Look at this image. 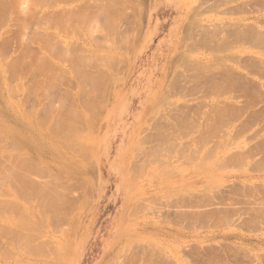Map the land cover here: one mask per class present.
Wrapping results in <instances>:
<instances>
[{
    "label": "rangeland",
    "instance_id": "1",
    "mask_svg": "<svg viewBox=\"0 0 264 264\" xmlns=\"http://www.w3.org/2000/svg\"><path fill=\"white\" fill-rule=\"evenodd\" d=\"M31 1V5L26 6L28 9L30 7L29 11L37 10L35 11L37 13H33L37 14L35 17H39L38 20L34 19V16L30 18L32 11L31 15L28 11V16L24 14L26 9L21 12V5L20 8L15 7V9L14 6L19 7V5H12L15 12L10 5V13L8 6L7 13H4V8L0 9V12L3 10L4 13V18L2 17L0 22V54L1 49L6 47L4 43L9 44L8 49L10 48L9 54L6 53L7 47L5 54L2 53L8 55L6 59L5 56L1 58L2 54L0 56V166L3 169L7 166L10 172V169H14L16 164L22 161L20 159H23V156H28L27 150L22 149L33 146L38 153H36L37 157L32 158L34 162L31 160V163L48 167L54 177L56 174L57 177L64 175L60 177L62 181L58 177L57 184L55 178L47 174L45 175L48 179L45 176H43L45 179H41L38 175L34 177L38 176L36 178L39 180L32 179L33 175H31L29 181L32 180L34 185L41 181L42 185L40 182L37 186L42 187H45L44 180L49 181V190L46 187L45 189L49 194L51 191L54 197L60 191V196L57 197L61 200L57 202L62 204L57 206L56 201H53L54 198L52 201L47 199L49 203L43 201L44 207L39 203L42 208V213H39L40 208L34 206L38 198L36 197L35 200L34 196L41 193L39 196L41 197L45 190L43 188L37 195L34 191L36 193L33 194V201L29 198L32 194L26 196L30 199H28L30 203H26L28 200L24 202L23 197L19 200L21 198L19 195L20 198H17V203H13V206H8V203H5L7 206L0 205V209L5 212L0 210V264H264V0H130L129 2L114 0L121 9L116 7V3L115 5L113 3L114 8H108L112 5L108 3L109 6H102L105 8L104 15L106 16V10L112 13L114 9L115 12L117 11L114 12L117 16L119 12L123 14L119 13L120 17H123L119 22L123 20L121 21L123 25L121 23L119 25V22L115 25H118V29L121 28L118 30L119 36L126 33L127 43L118 35L116 37H119L122 43L117 38L115 43L113 39L115 40L116 33L111 34L113 36L109 35L110 37L106 35L112 31L106 30L104 34L107 37L103 36L105 27L108 29L104 24L108 21L103 23L102 20L104 10L100 11L102 14L98 13L103 18L101 19L100 16V19L97 17L96 20L98 24L103 23L105 26L98 25L94 19L97 31L94 29L95 31L91 33L95 26L93 27V23L90 22L92 27H88L89 18H87L88 22L84 21L87 25H83L89 28L84 29L87 33L82 29L80 32L82 35H77V32L74 35V32L69 33L71 31L69 27L62 26L58 20L67 16L68 9L75 7L76 2L66 0L65 4L61 0H59L61 3L58 0V2L51 0L56 8L49 7L50 0H44L48 2V6L44 5V1L39 0L44 6L43 9H38L39 6L42 7L41 4L37 6L34 5L39 4L35 3L37 0L34 4ZM91 1L89 4L92 6L88 4V0L83 2L85 7L82 12L85 16L89 14L93 19L96 12L92 15L93 9L89 11L87 8L89 13L86 15L85 8L99 5L101 1H104V4L109 1L106 0V3L105 0ZM33 5L37 6V9ZM125 6L127 9L124 10ZM61 7L67 9L62 10ZM97 7L93 11H98ZM55 10H59L62 14V17L61 14L55 16L59 18L55 22L58 21L61 25L46 23L49 27L47 29L42 25L43 23L39 25L42 13H48L47 19L50 21L49 14H52L50 11L54 14ZM64 11L67 15L63 13ZM26 16L27 18L24 19ZM112 19L114 20L113 16L109 18L110 21ZM131 19L134 22L132 25ZM113 20L112 22L118 19ZM124 21L125 25L129 24L125 26ZM52 26L59 30V34L62 33L63 38L68 37L67 40L72 42L74 50L76 44L80 45L78 48V50L82 48L80 53L76 50L74 53L78 55L77 58L80 57L82 65L77 62L79 59L76 57L70 58L72 50L68 52L71 48L67 49L68 45L60 47L63 52V47L67 46L64 53L68 52V58H65L63 56L65 54L60 50V54L55 52L59 45L54 47L55 50L49 48L53 53H49L47 49L49 55L45 49L40 50L38 47L40 40L38 43V40L34 41V39L36 36L40 39L39 35L42 38L43 34L54 32ZM112 29L116 32V28ZM63 33L70 35L63 36ZM101 35L108 40L112 37V42L110 40L109 43L115 44L116 48L111 44L109 46L111 50L107 47L102 49L105 47H100L104 42ZM49 37L51 40L52 37ZM106 44L108 45V41ZM37 49L45 55V61L49 59L47 65L54 62V66L51 63L49 67L46 65L36 69L38 72L43 71L41 75H49V72L53 71L49 76H39L36 71L34 75L31 74L35 69L33 59L42 55ZM81 51L90 52L85 58L92 56L93 53L98 54L93 55V60L97 57L102 58L99 59L101 62L92 61L90 58L93 64L98 62V65L95 64L96 73H92L94 65L91 61L88 63L92 68L88 67L89 65L83 68L85 71L91 69L87 70L90 71L91 77L88 72L83 70L85 73L83 74L82 70L79 71V68L86 66L82 62L86 59H81L84 54ZM20 56L23 57H21L22 63L19 59L16 61L18 66L15 65L18 70L11 66V70L16 71L13 74L7 65L11 60L13 64V60H18ZM69 58L79 63L80 67L78 68ZM103 58H107L108 61ZM103 60L106 63L110 61L111 67L103 66ZM60 61L64 64L61 65ZM70 62L75 64L78 70L71 69L75 66L65 68L71 64ZM30 63L34 64L33 67ZM70 69L74 73L82 74L84 84L80 83L79 86L75 80L77 74L73 76ZM115 74L119 75L115 76ZM82 79L78 82H82ZM88 80L90 83L87 82ZM71 81L75 88L71 87L73 86ZM67 83L71 84L67 86ZM33 84L40 86L35 88ZM89 84L91 86L87 88ZM27 88L29 91L26 90ZM67 90L72 93L69 91L66 93ZM80 91L81 93L84 91L83 96L80 95ZM85 92L88 94L86 95ZM68 93L72 94L70 96L73 100L67 97ZM68 98L74 102V105ZM80 99L86 102V105L85 102H83L84 106L82 105L84 110L80 108L79 103L77 104V100ZM71 103L73 105L71 108L75 109V112L69 109L71 105H68ZM87 104L94 105L95 109L97 106V109H94L96 112L89 106L96 114L89 112L90 108ZM70 110L74 114L77 110V114L70 116L68 114ZM57 115H61L60 120L64 119L61 120L63 123L60 121L59 126L54 125L58 124L55 123L59 118ZM77 115L84 120L81 121L80 117H76ZM73 117L78 120H73L75 119ZM85 118L88 121H85ZM79 120L83 122L86 130ZM70 123H73L72 129ZM55 126L59 131L55 130ZM88 126L92 128L89 129ZM78 136L81 140H76ZM70 137L74 144L69 141ZM81 137L86 141L84 142ZM30 138L37 144L34 142L30 146L31 143L27 142ZM63 139L67 141L65 144ZM79 141L82 144H79ZM88 141L91 144H86ZM2 145L5 147L2 148ZM76 148L84 149L78 150L80 154H77ZM73 149L75 152L71 151ZM3 155L8 157L5 159ZM13 156L20 161L15 164ZM4 161L7 162L5 165ZM58 163L62 166L65 164L68 170L65 168L61 173L57 168ZM16 168L14 169L16 171L12 169L14 175L19 173L18 171L22 172ZM12 177L15 179L14 176ZM33 180L38 181L33 183ZM1 182L3 189L0 190L4 191L1 192L3 196L0 194V200L9 202L12 198L4 194H15L14 187L11 185L13 188H6L10 183L1 180L0 184ZM20 185L22 187L23 184ZM58 188L62 189L58 191ZM22 191L29 193V190L22 189L21 195ZM62 193H65L63 197ZM55 206L57 209H54ZM61 206H64L63 209ZM36 236L40 238L32 241ZM27 238H32V242L26 240ZM42 238L49 241L45 240L43 244L51 242L54 245L52 248L56 251L49 249L48 246L45 247L46 243L44 245L41 243L45 248H42L43 246L39 248L37 242L39 240L42 242ZM34 244L38 247L37 254H35L37 250L35 248L33 250ZM46 248L50 250L48 252L55 253L53 255L56 259L46 255L48 253L44 252ZM56 252H59L60 258Z\"/></svg>",
    "mask_w": 264,
    "mask_h": 264
},
{
    "label": "bare ground",
    "instance_id": "2",
    "mask_svg": "<svg viewBox=\"0 0 264 264\" xmlns=\"http://www.w3.org/2000/svg\"><path fill=\"white\" fill-rule=\"evenodd\" d=\"M1 1H2V0H0V9L4 8V9H3V10H4V13H7L6 10H7L8 7H9L8 10H10V9L12 8V11H13V10L15 9V7H16V8H20L21 6H22V7L20 8V9H21V12H24L25 9H26V11L24 12V14L26 13L25 15H27V13L29 14V12H30V15H31V11H32V13L35 12V11H37V10H34V11H33V10H30V11H29L30 7H29V9H28V7H27L26 5H28V6L31 5L30 0H29V3H30V4H29V3L27 4V1H28V0H8V1L5 0V2H4V0H3L2 2H1ZM32 1H33V2H32ZM32 1H31L32 4H34V2H35L36 0H32ZM38 1H39V0H37V2H35V3H39V4H34V5L39 6L41 3L44 4L43 2H41V1L38 2ZM42 1H44V0H42ZM46 1H48V0H46ZM46 1H44V2H45L44 5H45V6H48V2H46ZM55 1L58 2L59 0H58V1H57V0H54V2H55ZM64 1H66V0H61L62 3H63ZM72 1L76 2L78 5L76 4L77 6L75 5V7H72V8H71V10H70V8H69V9H68V10H69V11H68V15H67L66 11H64L63 13H65L67 16H63V17H62V14L59 13V10L61 11V9H59L58 11L55 10L56 12H58V14H55L56 12L53 14V11H50V12H52V14H51V13L49 14V15H51V16H50L51 18H50V21H49V20L47 19V17H48L47 14H48V13H47V14H46V13H44V14L42 13V14H41V15H42V16H41V20H42V21L39 20V21L41 22V23H39V25L43 23L42 25H45V26H46V29H47V28H49V27H47V24H46V23H52V24H55V23H56L55 25H58V24H59L58 21H60L61 24H62V26L65 25L66 28H67V27L70 28L71 31H70V32L68 31L69 33L74 32L73 34L75 35V34H76L75 32H77V33H78L77 35H80V34H81V33H80L81 30H82V29L84 30V29L87 27V26H86V27L83 26V25H87L85 22H88V21H89V22H88V27H90V28H91L92 26L94 27V26H95L94 24H96V23L98 24L97 20H98V18L100 19V16H101V19H102L103 17L105 18V19H104V18L102 19V20H103V23H104L105 21H106V22L108 21L107 24L104 23V24L108 27V29H106V27H105V30H103V34L105 33L106 30L109 31V32L112 31V33L110 32V34H109V33H108V34L106 33V35H108V37H110V36H113V35H111V34H115V33H116V34L114 35L115 40L113 39V41H114L115 43H116V38L119 39L118 41H120V38H121V37L124 39V42L127 43V40L125 41V38H126L125 34H126V33H124V34L122 33L123 35L119 36V35H118V30H120L121 28L118 29V25H115V24H118L117 22H119V19H123V17H122V18L120 17V15H123V14H121V13L119 12L120 15H119V13H118V16H117V14H115L117 11H116V12L114 11L115 9L112 10V11H113L112 13L109 12V13H111V15L114 17V20H115V19H116V20L118 19L117 21H114V20L112 19L114 22H112V20H111V21L109 20V18L111 19L112 16L108 13L107 10H106V16L104 15V14H105V13H104V12H105V8H103V7L109 6V5H107V4L109 3L110 5H111V4H112V5H111L110 7H108V8H111V7H113V3H114V5H115V3L118 5L117 2H115L114 0H111V2H110V0H108L109 2H107V1L105 0V3H106V2H107V3L104 4V1H101L100 4L102 3V5H100V4H99V5H93V7H94V6H96V7L99 6V7H100V8L97 7L98 11H97V10H96V11H93V10L96 9V7H95V9H94L93 7L90 8V6H92V5L89 4V3H90V2H89L90 0H88V4H89L90 6H87V4H86L87 7L85 8V10H86V13H85V14L87 15V13H89V12H87V11H88V10L91 11V10L93 9L91 14L93 15V13L96 12V13H95L96 15H95V18L92 19L91 16H89V14H88V16H89V17H88V16H85V15L83 14L84 12H82V11H83V7H85V6H84L85 3H83V2H85V0H83V1H81V0H72ZM72 1H71V2H72ZM92 1H93V0H92ZM92 1H91V2H92ZM113 1H114V2H113ZM124 1H126V0H124ZM129 1H130V0H128V2H129ZM131 1H132V0H131ZM6 2H7V3H6ZM54 2H53V4H54ZM59 2H60V1H59ZM61 2H60V3H61ZM69 2H70V1H69ZM94 2H95V1H94ZM118 2H119V1H118ZM141 2H142V1H141ZM2 3H4V4H2ZM64 3H65V2H64ZM97 3H98V2H97ZM122 3H125V2H122ZM13 4H15V5H19V7L14 6V9H13V6H12ZM42 4H41V6H42ZM53 4H52V1L50 0V5H49V7H50V6H51V7H52V6H53V7H56V5H53ZM65 4H66V3H65ZM81 4H82V5H81ZM93 4H94V3H93ZM1 5H2V6H1ZM10 5H11L12 7H11ZM20 5H21V6H20ZM34 5H33V6H34ZM44 5H43V6H44ZM104 5H105V6H104ZM117 5H116V7H120V9H121V6H119V5L117 6ZM123 5H124V4H123ZM125 5H126V4H125ZM7 6H8V7H7ZM37 6H34V7H36V9H37ZM43 6H42V7L39 6L38 9H40V8L43 9ZM57 6H58V5H57ZM102 6H103V7H102ZM10 7H11V8H10ZM26 7H27V8H26ZM125 7H126V6H125ZM56 8H57V7H56ZM61 8H62V7H61ZM87 8H88V10H87ZM89 8H90V9H89ZM113 8H114V7H113ZM123 8H124V7H123ZM123 8H122V9H123ZM66 9H67V8H66ZM66 9L62 8V10H66ZM111 9H112V8H111ZM111 9H110V11H111ZM117 9H118V8H117ZM125 9H127V7L124 8V10H125ZM3 10H2V11H3ZM8 10H7V11H8ZM16 10H18V9H16ZM52 10H53V9H52ZM102 10H104V11L102 12ZM108 10H109V9H108ZM2 11L0 12V14H1V13L3 14V15H0V16H1V17H0V22H2L1 20H2V17L4 16V13H3ZM28 11H29V12H28ZM38 11H39V10H38ZM100 11L103 13V15H104L103 17H102V15H99V14H98ZM120 11H121V10H120ZM137 11H138V10H137ZM10 12H11V10L9 11V13H10ZM14 12H15V10H14ZM19 12H20V11H19ZM101 12H100V13H101ZM114 12H115V13H114ZM121 12H123V11H121ZM35 13H37V12H35ZM35 13H33L34 15L32 14L31 17H30V16H29V17H30V18H33V16L35 17V15H37V14H35ZM102 13H101V14H102ZM107 13H108V14H107ZM125 13H126V12H125ZM125 13H124V15H126ZM12 14H13V13H12ZM24 14H23V15H24ZM38 14H39V12H38ZM45 14H46V15H45ZM59 14H61V17H62V18L59 19V18H57L58 16L55 18V16H56V15H59ZM91 14H90V15H91ZM114 14H115V15H114ZM139 14H140V13H139ZM139 14H138V15H139ZM43 15H44V16H43ZM63 15H64V14H63ZM107 15L110 16V17H108ZM131 15H133V13H132ZM27 16H28V15H27ZM27 16H26L24 19H26ZM59 16H60V15H59ZM116 16H117V17H116ZM127 16H128V15H127ZM29 17H28V18H29ZM42 17H43V18H42ZM97 17H98V18H97ZM115 17H116V18H115ZM118 17H120V18H118ZM125 17H126V16H124V18H125ZM129 17H130V16H129ZM132 17H133V16H132ZM3 18H4V17H3ZM36 18H37V20L39 19V17H35L34 19H36ZM54 18H55V19H54ZM64 18H66V19H65L66 22L64 21ZM87 18H89L88 21H86ZM96 18H97V20H96ZM106 18H107L108 20H107ZM20 19H21V18H20ZM20 19H19V20H20ZM24 19H22V20L24 21ZM56 19H57V20L59 19V20L57 21L58 23L55 22ZM61 19H63V20H61ZM91 19L93 20V22L91 21ZM94 19L96 20V23H95ZM13 20L15 21V19H13ZM29 20H30V19H29ZM29 20H28V21H29ZM43 20L46 21V22H44ZM131 20H132V22H131V25H132V23H134V22H133V19H131ZM135 20H137L136 17H135ZM135 20H134V21H135ZM17 21H18V20H17ZM39 21H38V22H39ZM47 21H48V22H47ZM63 21H64V22H63ZM84 21H85V22H84ZM99 21H100V20H99ZM121 21H123V20H120L119 25H120ZM20 22H21V21H20ZM53 22H54V23H53ZM62 22H63L64 24H63ZM90 22L93 23L92 26H90V24H91ZM110 22H112L114 25H111L112 23H110ZM21 23H22V22H21ZM25 23H26V22H25ZM84 23H85V24H84ZM89 23H90V24H89ZM103 23H101V24L99 23V24H100V25H104ZM108 23H109V25H108ZM19 24H20V23H19ZM19 24H17V25H19ZM23 24H24V23H23ZM61 24H59V25H61ZM99 24H98V25H99ZM121 24L123 25V22H122ZM128 24H129V23H128ZM128 24H126V25H128ZM20 25H21V24H20ZM42 25H41V26H42ZM105 25H104V26H105ZM124 25H125V21H124ZM126 25H125V26H126ZM62 26H61V27H62ZM110 26H111V27H110ZM113 26H114V27H113ZM116 26H117V27H116ZM125 26H123V27H125ZM18 27H19V26H18ZM88 27H87V28H88ZM102 27H103V26H102ZM121 27H122V26H121ZM136 27H137V26H136ZM52 28H54V27L52 26ZM112 28H116V32H115V30H113ZM127 28H128V27H127ZM44 29H45V28H44ZM88 29H89V28H88ZM94 29L96 30V26H95V28H93V29L91 30V33L95 31ZM97 29H98V28H97ZM102 29H104V28H102ZM125 29H126V28H125ZM125 29H124V30H125ZM135 29H136V28H135ZM54 30H55L54 32H52V33H50V34H49V33L47 34L48 37L51 36V37L53 38L54 41L52 40V38H51V40H50V39H49L50 37L48 38L46 34H43V35H42V38H41V36L39 35L40 39L38 38V36L35 37L34 41H36V39H37V40H38V43H39V40H40V44L38 45V47L40 48V50H44V49H45V52H46L47 49H48V50H49V53H51L52 51H50L49 48L52 47L51 50H53V48H54L55 46L59 45V46H57V48H56L58 52H57V51L55 50V48H54L55 52L58 54V53H59V50L62 49V48H60L61 45H68V48H67V49H69V47H71V48L68 50V52H69V51L71 52V50H72L71 53L69 52V53H70V55H69L70 58H72V57H73V58L76 57V59H79V60H77V62H79L80 65H82V63L80 62V57L77 58L78 55H77L76 53H74L75 50H76V52H79V53H80V50H82V48H81L80 50H78V48H79L80 45L78 46V44L75 43V44H76L75 46H77V47H76V49L74 50L75 47H73L74 45L72 44V42L70 43V42L67 40L68 37L65 36V37H67V38H63L62 35H61L62 33L59 34V32H58L59 30H58V29L56 30V29L54 28ZM67 30H69V29H67ZM124 30H123V31H124ZM84 31L87 33V30H84ZM88 31H90V30H88ZM96 31H97V30H96ZM123 31H122V32H123ZM132 31H133V30H132ZM82 32H83V31H82ZM98 32H99V30H98ZM113 32H114V33H113ZM120 32H121V31H120ZM64 34H65V33H63V36H64ZM88 34H89V33H88ZM103 34H102V35H103ZM120 34H121V33H120ZM44 35H46V37H45ZM65 35H68V34H65ZM69 35H70V34H69ZM69 35H68V36H69ZM81 35H82V34H81ZM102 35H101V36H102ZM109 35H110V36H109ZM117 35H118L120 38H119V37H116ZM43 36H44L45 38H43ZM71 36H72V35H71ZM84 36H85V35H84ZM103 36H104V37H107V36H105V34H104ZM103 36H102V39H103V41H104V42H103L104 45H102V44H103V43H102L101 46H100V45H99V46H100V47H103V46L105 47V48H102V49H106V47L109 48V46L112 44V43H109L110 40H111L110 42H112V37L109 38V40H108L107 38H104ZM124 36H125V37H124ZM79 37H80V39H81V36H79ZM127 37H128V36H127ZM122 38H121V39H122ZM41 39H42V40H41ZM73 39H74V38H73ZM77 39H78V38H77ZM93 39H94V38H93ZM97 39H98V38H97ZM97 39H96V40H97ZM99 39H100V38H99ZM106 39H107V41H108V45L106 44V43H107ZM26 40H27V39H26ZM69 40H70V39H69ZM96 40H95V42H96ZM32 41H33V40H32ZM32 41H31V43H32ZM52 41H53V42H52ZM82 41L85 42L84 40H82ZM105 41H106V42H105ZM7 42H8V41H7ZM29 42H30V41H29ZM29 42H28V44H29ZM73 42H74V41H73ZM91 42H93V41L91 40ZM114 42H113V43H114ZM120 42L122 43V40H121ZM33 43H34V42H33ZM126 43H124V44H125V47H126ZM98 44H99V43H98ZM98 44H97V45H98ZM105 44H106V46H105ZM118 44H119V43H118ZM124 44H123V45H124ZM3 45L6 46L7 49H8V47H9L8 45H9V44H5V43H4ZM33 45H34V44H33ZM35 45H36V43H35ZM95 45H96V43H95ZM95 45H94V46H95ZM113 45L115 46V44H112L111 46H113ZM116 45H117V44H116ZM28 46H29V45H28ZM99 46H96V47H99ZM121 46H122V44H121ZM220 46H221V45H220ZM2 47H3V46H2ZM2 47H1V48H2ZM6 47H5V48L3 47V49H1V50H2V51H1V54H2V53L5 54L4 51H6ZM58 47H59V49H58ZM62 47H63V46H62ZM66 47H67V46H65V48H66ZM122 47H123V46H122ZM65 48L63 47L64 50H66ZM93 48H94V47H93ZM114 48H116V46H115ZM117 48H118V47H117ZM190 48H191V47H190ZM190 48H189V49H190ZM9 49H10V48H9ZM9 49L6 51V53H8V52L10 51ZM86 49H87V48H86ZM109 49H110V48H109ZM124 49H125V48H124ZM126 49H127V48H126ZM37 50H38V49H37ZM64 50H63V52H62V50H60V52H62V54H65V53H64ZM83 50H85V49H83ZM110 50H111V49H110ZM113 50H114V49H113ZM122 50H123V49H122ZM127 50H128V49H127ZM38 51H39V50H38ZM104 51H105V50H104ZM12 52L14 53V51H12ZM55 52H54V53H55ZM66 52H67V51H66ZM68 52H67L65 55H63L65 58H66V57L68 58ZM81 52H82V51H81ZM88 52H89V51H88ZM88 52H87V53H88ZM106 52H107V51H106ZM108 52H109V51H108ZM116 52H117V51H116ZM13 53H12V54H13ZM36 53H37V52H36ZM39 53L42 54V55H41L40 57H38L37 59H35V58H34V59L31 58V55H30L31 60H32V59L35 60V62H32V63H34L35 65L32 64V63H30V64H32L31 67H33V65H34L33 68H35V69H33L34 72H31V74L33 73V75H34L35 71H36V74H37V72H38V71H37L38 68H42L43 66L45 67V66L47 65V63L49 62V59H47V61H45L46 58L44 59V56H45V55H44L43 53H41L40 51H39ZM46 53L49 55L48 51H47ZM52 53H53V52H52ZM82 53H84V54H82L81 59H84L85 56H87V53H85V51L82 52ZM89 53H90V52H89ZM92 53H93V52H92ZM121 53H122V52H121ZM1 54H0V56H1ZM3 54H2V56H1V58H3V57L5 56V55H3ZM8 54H9V53H8ZM40 54H39V55H40ZM59 54H60V53H59ZM72 54H75V55L72 56ZM95 54H96V53L91 54L92 56H90V57L88 56V58H85L86 60H83V61L81 60L82 62H84V63L86 64V66H82L81 68H79V67H80V66L78 65L79 63H77L76 61L73 60L74 63L77 64V66H78V68H79V71L82 70V73L85 74V73H84L85 70H84L83 68L87 67V66L89 65V63H91L92 61H97V60L99 61V59H100L101 57H97V58H98V59H97V58H95V56H97L98 54H96V55H95ZM109 54H110V53H109ZM125 54H126V53H125ZM27 55H28V54H27ZM54 55H55V54H54ZM76 55H77V56H76ZM93 55H95V56H94L95 60H93V58H92ZM7 56H8V55L6 54V56H5L4 58L6 59ZM33 56H34V55H33ZM50 56H51V55H50ZM58 56H59V55H57V57H58ZM61 56H62V55H61ZM63 56H62V57H63ZM79 56H81V55L79 54ZM21 57H22V56H20V58L17 57L18 60H17V59H16V60H13V61L15 62V63L13 62V64H11V63H12V60L9 59V62H10V60H11V62H10V64H9V62H8L9 65H7V67L9 66L10 68H9V67H8V68H9L10 70H11V66H12V68L14 67V68L16 69V67H15V65H17V64H16V61H19V59H20L19 62L22 63V61H21ZM35 57H36V56H35ZM51 57H53V56H51ZM57 57H56V58H57ZM62 57H61V58H62ZM111 57H113V56H111ZM111 57H110V60H111ZM123 57L125 58V56H123ZM22 58H23V57H22ZM53 58H54V57H53ZM58 58H60V57H58ZM70 58H69V60L72 61ZM73 58H72V59H73ZM90 58L92 59V61L90 60ZM107 58H108V57H107ZM107 58H106V59L103 58V59H105V60L108 61ZM179 58H180V57H179ZM182 58H183V56H182ZM185 58H186V57H185ZM12 59H13V57H12ZM14 59H15V58H14ZM74 59H75V58H74ZM29 60H30V59H29ZM31 60H30V61H31ZM59 60H60V59H59ZM59 60H58V61H59ZM61 60H63V59H61ZM64 60H65V59H64ZM69 60H68V61H69ZM100 60H102V58H101ZM105 60H103V63H104L103 66H104V65H105V66L108 65L109 67H111V66H110V65H111V64H110V61L106 63ZM181 60H182V59H181ZM7 61H8V60H7ZM24 61H25V59H24ZM24 61H23V63H26V62H27V60H26V62H24ZM30 61H29V62H30ZM65 61H67V60H65ZM73 61H72V62H73ZM85 61H86V62H85ZM90 61H91V62H90ZM29 62L27 63V65H29ZM50 62H51V61H50ZM61 62H62V61H60V64L63 65L64 63L62 64ZM88 62H89V63H88ZM99 62H101V61H99ZM113 62H114V61H113ZM120 62H121V61H120ZM5 63H6V62H5ZM51 63H52V62H51ZM51 63H50V64H51ZM70 63H71V62H70ZM84 63H83V65H84ZM94 63H95V62H94ZM6 64H7V63H6ZM18 64H19V63H18ZM50 64H49V65H50ZM71 64H72V63H71ZM71 64H69V65L67 64L68 66H66V67L64 66V67H65V68H69V66H70V68H71V66H75V64H72V65H71ZM91 64H93V62H92ZM95 64L98 65V62L95 63ZM95 64H93V65L95 66V67L93 66V68L91 67L92 65H89L88 67L92 68V70L95 71L96 66H97V65H95ZM122 64H123V63H122ZM23 65H25V64H23ZM49 65H47V67H49ZM51 65L54 66V62H53ZM99 65H100V63H99ZM101 65H102V64H101ZM112 65H113V64H112ZM116 65H119V64H116ZM5 66H6V65H5ZM17 66H18V65H17ZM41 66H42V67H41ZM77 66L72 67L71 69L74 68L73 71H76V70H78V68L76 69ZM108 66H107V67H108ZM123 66H124V65H123ZM25 67H26V66H25ZM29 67H30V66H28V68H29ZM109 67H108V68H109ZM121 67H122V66H121ZM52 68H53V67H52ZM65 68H64V69H65ZM90 68H88V69H90ZM112 68L114 69V67H112ZM31 69H32V68H31ZM36 69H37V70H36ZM44 69H46V68H44ZM44 69H41V70H44ZM50 69H51V67H50ZM57 69H58V68H57ZM71 69H70V70H71ZM88 69H87V70H88ZM4 70H5V69H4ZM16 70H18V68H17ZM25 70H26V69H25ZM29 70H30V69H29ZM29 70H28V71H29ZM39 70H40V69H39ZM41 70H40V71H41ZM46 70H47V69H46ZM83 70H84V71H83ZM87 70H86L85 72H86V73L88 72L87 74L90 76V75H91V74H89L90 71H87ZM90 70H91V69H90ZM98 70H99V69H97V71H98ZM101 70H102V69H101ZM107 70H108V69H107ZM110 70H111V68H110ZM11 71H12V70H11ZM30 71H31V70H30ZM30 71H29V72H30ZM61 71L64 73L63 70H60V72H61ZM65 71H67V70H65ZM71 71H72V70H71ZM73 71H72V72H73ZM79 71H77V72H79ZM94 71H93L92 73H96V71H95V72H94ZM108 71H109V70H108ZM5 72H6V70H5ZM12 72H13V71H12ZM15 72H16V71L14 70L13 74H15ZM17 72H18V71H17ZM21 72H22V71H21ZM42 72H43V71L38 72L39 76L42 74ZM45 72H46V71H45ZM48 72H49V71H48ZM51 72L53 73V71H50V72H49V75H50ZM62 72H61V73H62ZM72 72H71V74H72ZM113 72H114V71H113ZM118 72H119V71H118ZM1 73H2V72H1ZM40 73H41V74H40ZM54 73H55V72H54ZM75 73H76V72H75ZM75 73L73 72V76H74ZM79 73H80V72H79ZM79 73H78V74L76 73L77 75H75V76H76V77H75V80H77V83H79V86H80V83L82 84V83L84 82V80L82 79L83 77H81L82 74L80 73V74H81V75H80ZM98 73H99V72H97V74H98ZM111 73H112V72H111ZM38 74H37V75H38ZM47 74H48V73H47ZM87 74H86V75H87ZM106 74H107V73H106ZM11 75H12V74H11ZM43 75H46V74H43ZM43 75H41V76H43ZM49 75H46V76H49ZM78 75H79L80 78L78 77ZM86 75H85V76H86ZM88 75H87V76H88ZM92 75H93V74H92ZM107 75H109V74H107ZM112 75H114V74H112ZM117 75H119V74H115V76H117ZM24 76H25V75H24ZM53 76H54V74H53ZM94 76H95V75H94ZM100 76H101V75H100ZM66 77H67V76H66ZM90 77H91V76H90ZM98 77H99V76H98ZM28 78H29V77H28ZM43 78H44V77H43ZM49 78H50V77H49ZM72 78H74V77H72ZM86 78H87V77H86ZM114 78H115V77H114ZM114 78H113V79H114ZM45 79H46V78H45ZM81 79H82L83 81H82V82H78V80L81 81ZM84 79H85V78H84ZM93 79H95V78H93ZM97 79H98V78H97V75H96V80H97ZM105 79H106V78H105ZM117 79H118V78H117ZM119 79H120V77H119ZM119 79H118V80H119ZM39 80H40V78H39ZM41 80H42V79H41ZM69 80H70V79H69ZM69 80H67V81L69 82ZM98 80H99V79H98ZM98 80H97V81H98ZM100 80H101V79H100ZM108 80H109V79H108ZM36 81H37V80H36ZM47 81H48V80H47ZM92 81H93V80H92ZM94 81H95V80H94ZM113 81H114V80H113ZM115 81H116V80H115ZM71 82H72V81H71ZM87 82H89V80H88ZM101 82H103V80H101ZM101 82H100V83H101ZM107 82H108V81H107ZM117 82H118V81H117ZM50 83H51V82H50ZM89 83H90V82H89ZM92 83H93V82H92ZM95 83H96V82H95ZM36 84H37V82H36ZM39 84H40V83H39ZM68 84H71V83H67V86H68ZM83 84H84V83H83ZM87 84H88V83H87ZM93 84H94V83H93ZM105 84H107V83H105ZM121 84H122V83H121ZM33 85H34V84H33ZM33 85H32L31 90L33 89ZM42 85H43V84H42ZM42 85H41V86H42ZM49 85H50V84H49ZM71 85H73V82H72ZM98 85H99V84H98ZM108 85L110 86L109 83H108ZM38 86H40V85H38ZM38 86L34 85L35 88L38 87ZM85 86H87V85L85 84ZM85 86H83L84 89L86 88ZM90 86H91V84H89L87 88H90ZM93 86H94V85H93ZM96 86H97V84H96ZM100 86H102V85H100ZM100 86H99V88H100ZM104 86H106V85H104ZM119 86H121V85H119ZM69 87H70V86H69ZM71 87L73 88L74 85L71 86ZM102 87H103V86H102ZM38 88H39V87H38ZM40 88H41V87H40ZM50 88H51V86H50ZM72 88H71V89H72ZM74 88H75V87H74ZM87 88H86V89H87ZM95 88H96V87H95ZM95 88H94V89H95ZM104 88H105V87H104ZM107 88H109V87H107ZM41 89H42V88H41ZM69 89H70V88H69ZM114 89H115V88H114ZM26 90L29 91L28 88H27ZM34 90H35V89H34ZM80 90L82 91V88H81V87H80ZM88 90H89V89H88ZM90 90H91V89H90ZM106 90L108 91V89H105V91H106ZM37 91H38V90H37ZM68 91H69V90H67L66 93H67ZM78 91H79V90H78ZM81 91H80V93H81ZM92 91H93V90H92ZM95 91H96V90H95ZM114 91H115V90H114ZM69 92H71V91H69ZM83 92H84V91H83ZM83 92H82V93H83ZM89 92L91 93V91H89ZM96 92H97V91H96ZM71 93H72V92H71ZM71 93H70V94H71ZM78 93H79V92H78ZM82 93H81L80 95H82ZM68 94H69V93H68ZM68 94H67V95H68ZM70 94H69L67 97H71ZM83 94H84V93H83ZM85 94L87 95L88 92H85ZM108 94H109V93H108ZM71 95H72V94H71ZM78 95H79V94H78ZM78 95H77V97H78ZM82 96H83V95H82ZM90 96H91V94H90ZM44 97H45V96H44ZM52 97H53V96H52ZM84 97H85V96H84ZM86 97H87V96H86ZM92 97H93V96H92ZM97 97H98V96H97ZM103 97L105 98V96H103ZM40 98H41V97H40ZM81 98L83 99V97H81ZM88 98L92 99V98L89 97V96H88ZM88 98H87V99H88ZM70 99L73 100L72 97H71ZM77 99H79V98H77ZM98 99H99V98H98ZM68 100H69V98H68ZM71 100H69V101H71ZM103 100H104V99H103ZM103 100H102V101H103ZM39 101H40V100H39ZM69 101H68V102H69ZM78 101H79V102H78ZM80 101H81V99H80V100H77V104L79 103L78 105H80V108H81V107L83 108V106L86 105V102L83 101V102H85V104H84L82 101H81V102H80ZM86 101H89V100H86ZM93 101H94V100H93ZM93 101H92V104H93ZM71 102H73V101H71ZM34 103H35V101H34ZM43 103H44V102H43ZM69 103H70V102H69ZM80 103H81V104H80ZM88 103H90V101H89ZM95 103H96V102H95ZM83 104H84V105H83ZM33 105H34V104H33ZM33 105H31V106H33ZM70 105H71V106H70ZM73 105H74V102H73ZM73 105H72V103L69 104V105H68V106H70L69 109H70L71 107H73ZM82 105H83V106H82ZM101 105H102V104H101ZM38 106H39V104H38ZM53 106H54V105H53ZM87 106H88V104H87ZM89 106L93 107L94 105L89 104ZM89 106H88V107H89ZM91 107H89L90 110L92 109ZM100 107H101V106H100ZM104 107H105V106H104ZM31 108H32V107H31ZM42 108H43V107H42ZM74 108H75V107H74ZM98 108H99V107H98ZM152 108H153V107H152ZM39 109H40V108H39ZM69 109H68V110H69ZM84 109H85V108H83V110H84ZM94 109H95V108L93 107L92 110H94ZM96 109H97V106H96ZM96 109H95V110H96ZM153 109H154V108H153ZM30 110H32V109H30ZM71 110H72V111L74 110L73 112H75V109L71 108ZM71 110L68 111V114H69V115L72 114V115L75 116V115L77 114V110H76V113H75V114L72 113ZM81 110H82V109H81ZM90 110H89V112H90L91 114L96 112L95 110H94L95 112H93L92 110L90 111ZM151 110H152V109H151ZM38 111H39V110H38ZM41 111H42V110H41ZM85 111L88 112V110H85ZM149 111H150V110H149ZM28 112H29V111H28ZM44 112H45V110H44ZM42 113H43V112H42ZM32 114H33V113H31V115H32ZM43 114H44V113H43ZM47 114H49V113H47ZM78 114H79V112H78ZM91 114H89V115H91ZM95 114H96V113H95ZM97 114H98V113H97ZM72 115H70V116H72ZM79 115L81 116V114H79ZM40 116H41V115H40ZM43 116L45 117V114H44ZM57 116L59 117V118H58V121H59V122H58L57 119H56L57 122H55V123H58V124H54V123H53V124L56 125V126H59V123H60V124H61V122L63 123L64 119L61 117V118L63 119V121H61V120H62V119L60 120V116H61V115H60V116L57 115ZM62 116H63V115H62ZM70 116H69V117H70ZM80 116L77 115L76 117L79 118ZM91 116H93V115H91ZM98 116H99V115H97V117H98ZM33 117H34V116H33ZM47 117H48V119H47ZM47 117H46V119L49 120V116H48V115H47ZM76 117H73V118H75V119H73V120H76ZM85 117H86V115H85ZM94 117H95V115H94ZM37 118H38V117H37ZM56 118H57V117H56ZM70 118H72V117H70ZM82 118H83V117H82ZM92 118H93V117H92ZM95 118H96V117H95ZM85 119H86V118H85ZM35 120H36V119H35ZM47 120H44V122L47 121ZM71 120H72V119H71ZM71 120H70V122H71ZM77 120H78V119H77ZM77 120H76V121H77ZM80 120H81V117H80ZM80 120H79V122H80ZM83 120H84V119H83ZM83 120H81V121H83ZM37 121H38V119H37ZM39 121H40V119H39ZM60 121H61V122H60ZM76 121H73V122L76 123ZM85 121H88V120L86 119ZM90 121L92 122V120H90ZM94 121H97V120L94 119ZM38 123H39V122H38ZM40 123H42V121H40ZM40 123H39V125H40ZM80 123H81V122H80ZM82 123H83V122H82ZM82 123H81V126H83V128H85V127H84V124H82ZM45 124H46V123H45ZM53 124H52V125H53ZM71 124H72V125H71ZM95 124H97V123H95ZM54 125H53V127H54ZM87 125H88V122H87ZM42 126H43V123H42ZM44 126H45V125H44ZM56 126H55V130H57V129H56V128H57ZM71 126L73 127V123H70V128H71ZM53 127H51V128L53 129ZM78 127H79V126H78ZM78 127H76V128H78ZM88 127H89V129L92 128V126H91V128H90V126H88ZM74 128H75V126H74ZM43 129H44V128H43ZM47 129H50V128H47ZM71 129H72V128H71ZM71 129H70V130H71ZM78 129H79V128H78ZM78 129H77V130H78ZM53 130H54V129H53ZM85 130H86V128H85ZM92 130H94V129H92ZM57 131H59V130H57ZM74 131H75V130H74ZM55 132H56V131H55ZM69 132H70V131H69ZM75 132H77V131H75ZM81 132H82V131H81ZM88 132H89V131H88ZM90 132H92V131L90 130ZM90 132H89V134L91 135ZM53 133H54V132H53ZM56 133L59 134L58 132H56ZM73 133H74V132H73ZM83 133H84V132H83ZM49 134H50V133H49ZM70 134H71V133H70ZM81 134H82V133H81ZM84 134H85V133H84ZM84 134H83V135H84ZM93 134H94V133H93ZM28 135H29V134H28ZM74 135L76 136V133H74ZM17 136H18V135H17ZM31 136H32V135H31ZM51 136H52V135H51ZM75 136H74V137H75ZM86 136H87V135H86ZM91 136H92V135H91ZM18 137H19V136H18ZM28 137H29V136H28ZM52 137H53V136H52ZM55 137H56V136H55ZM60 137H61V136H60ZM60 137H59V138H60ZM68 137H69V135H68ZM71 137H72V135H71ZM71 137H70V138H71ZM57 138H58V137H57ZM62 138H63V137H62ZM79 138H80V137L78 136V138H76V140H78ZM81 138H82V137H81ZM84 138H85V137H84ZM91 138H92V137H91ZM20 139H21V138H20ZM60 139H61V138H60ZM73 139H74V138H73ZM82 139H83V138H82ZM21 140H22V139H21ZM24 140H25V139H24ZM33 140H34V139H33ZM33 140H32L31 138H30V139H27L28 144L31 143V144H29L30 146L33 145L32 143H34V142L36 143V141H35V140L33 141ZM49 140H50V139H49ZM63 140H65V139H63ZM63 140H62V141H63ZM79 140H81V139H79ZM88 140H89V139H88ZM14 141H15V140H14ZM14 141H13V142H14ZM69 141L71 142V141H72V138H71V140L69 139ZM83 141L85 142L86 140L83 139ZM89 141H90V140H89ZM89 141H88L86 144H88ZM93 141H94V140H93ZM138 141H139V140H138ZM5 142H7V141L5 140ZM5 142H4V143H5ZM52 142H53V141H52ZM66 142H67V141L65 140V141H64V144H65ZM73 142H74V141H72V143H73ZM76 142H77V141H76ZM76 142H75V143H76ZM84 142H83V146H84ZM15 143H16V142H15ZM23 143H24V142H23ZM61 143H62V142H61ZM36 144H37V143H36ZM73 144H74V143H73ZM77 144H78V143H77ZM79 144H82V142L80 143V141H79ZM89 144H91V143H89ZM5 145H6V144H5ZM5 145H2V148L5 147ZM34 145H35V144H34ZM42 145H43V144H42ZM45 145H46V144H45ZM35 146H36V145H35ZM72 146H73V145H72ZM87 146H88V145H87ZM36 147H37V149H38V146H36ZM42 147H43V146H42ZM42 147H41V148H42ZM45 147H48V146H45ZM45 147H44V149H45ZM78 147H79V146H78ZM85 147H86V146H85ZM136 147H137V146H136ZM20 148H21V147H20ZM6 149H7V148H6ZM21 149H22V148H21ZM39 149H40V148H39ZM47 149H49V148H47ZM71 149H72V148H71ZM81 149H82V151H83L84 148H81ZM81 149H78V148L75 149V150H77V154H80V152L78 153V150H81ZM89 149H90V148H89ZM22 150H27V151H26V152H27L26 155H28V156H25V157L23 156V159H20V160H22V161H20L19 159L16 160V157H15V156H13V157H15V160H14L15 164H16V162H17L18 160L20 161V162H18V163H20V164H18V163L16 164V167H18V168H16V167H15V168H16V169H19V170H22V172H24V173H22L21 171H18L19 173L15 172V173H17V174L14 175L13 172H12V169H13V168H12V169H10V170H11L10 172L13 174V175H12V174L8 171L9 169L7 168V166H4L5 169H3L2 166H0V179H1L2 181H4V182H8V183H10L9 185L7 184L6 188H10V187L13 188V187H14L13 189H14V192H15V194H14V193H7V194H4V195H6L7 197H11V198H12L11 200H9V202H11L10 204H9L8 201L0 200V205L4 204V206H5V205L8 203V206H10V205L13 206V203H14V204L17 203V198L19 197V195H20L21 198L19 197L20 199H19V198H18V199L21 200L22 197H23L22 200H23V201L25 200L24 202H26L29 198L32 200V199H33V194H35V193L37 192V193L35 194V195H37L38 192H40V191L42 192L43 188L45 189V187H46V188L48 189V187H49L48 183H50V182H49V181L45 182V180H44V182H43V186H45V187L37 186V185H39L38 183L41 182V181H40V182L38 181L39 178H41V179H45V178H43V176L46 177L45 174H47L49 177H52V176L54 177V175L51 174L50 171L48 170V167H46V166H42V167H40V165H37V163L34 164V163H31V162H30V161L32 160V158H33L34 156H36V153H38V152H36L37 150L34 149L33 146L30 147L29 149H25V147H24V149H22ZM40 150H41V152H42V149H40ZM40 150H39V151H40ZM49 150H50V149H49ZM75 150L73 149V150H71V151H74V152H75ZM44 151H45V150H44ZM87 151H88V150L86 149L85 152H87ZM133 151H134V150H133ZM154 151L156 152V150H154ZM46 152H47V151H46ZM88 153H89V152H88ZM134 153H135V152H134ZM153 153H154V152H153ZM157 153H158V152H157ZM135 154H137V153H135ZM37 155H38V154H37ZM85 155H86V154H85ZM147 155H148V154H147ZM153 155H154V154H153ZM3 156H4V155H3ZM5 156H6V155H5ZM5 156H4V158L6 159L8 156H6V157H5ZM77 156H78V155H77ZM83 156H84V154H83ZM83 156H82V157H83ZM149 156H150V155H149ZM17 157H18V156H17ZM36 157H37V156H36ZM68 157H69V156H68ZM80 157H81V155H80ZM82 157H81V158H82ZM84 157H85V156H84ZM132 157H133V156H132ZM11 159H12V157H11ZM70 159H71V158H70ZM82 159H83V158H82ZM134 159H135V157H134ZM0 160H1V159H0ZM75 160H76V159H75ZM5 161H7V160H5ZM5 161H4V165H5V163H7V162H5ZM12 161H13V160H12ZM32 161H33V160H32ZM130 161H131V158H130ZM21 162H22V163H21ZM33 162H34V161H33ZM61 162H62V161H61ZM74 162H75V161H74ZM0 163H1V161H0ZM131 163H132V162H131ZM9 164H10V162H9ZM11 164L14 165V163H11ZM54 164H55V163H54ZM77 164H78V163H77ZM80 164H81V163H80ZM1 165H2V164H1ZM6 165H7V164H6ZM18 165H19V166H18ZM32 165H34V166H32ZM129 165H130V164H129ZM14 166H15V165H14ZM14 166H13V167H14ZM65 166H66L65 164H63V166H62L61 164L59 165V163H58V167H57V168H58V170H60L61 173H63V172H64L63 169L66 168ZM81 166H82V165H81ZM82 167H83V166H82ZM6 168H7V169H6ZM15 168H14V169H15ZM35 168H36L37 170H35ZM50 168H51V167H50ZM79 168H81V167H79ZM145 168H146V167H145ZM202 168H204V167H202ZM1 169H2L3 171H2ZM14 169H13V170H14ZM51 169H52V168H51ZM66 169H67V168H66ZM58 170H57V171H58ZM67 170H68V169H67ZM67 170H66V171H67ZM145 170H146V169H145ZM14 171H16V170H14ZM36 171H39V172H36ZM70 171H71V170H70ZM128 171H129V169H128ZM128 171H127V172H128ZM8 172H9V173H8ZM20 172H21V173H20ZM60 172H58V174H59ZM53 173H54V172H53ZM56 173H57V172H56ZM61 173H60V175H61ZM65 173H66V172H65ZM81 173H82V172H81ZM130 173H131V172H130ZM169 173H170V172H169ZM173 173L175 174V172H173ZM131 174H132V173H131ZM143 174H144V173H143ZM166 174H167V173H166ZM31 175H33V176H31ZM35 175H38V176H40V177H39V178H36V177H38V176L34 177ZM62 175H64V174H62ZM62 175H61V176H62ZM132 175H133V174H132ZM167 175H168V174H167ZM12 176H14L15 179H13ZM15 176H16L17 178H16ZM30 176L32 177V179H38V180H33V181H34L33 183H35L36 181H38L37 184L35 183V185H34V184H32V180L29 181V179H31ZM61 176H60V177H61ZM129 176H130V175H129ZM135 176H136V175H135ZM168 176H170V174H169ZM56 177H57V174H56ZM56 177H54V178H55V181H56L55 183L57 184V182L59 181L60 177L58 176L59 179H58V177H57V179H56ZM133 177H134V176H133ZM133 177H130V179L133 178ZM166 177H167V176H166ZM18 178H19L20 180H19ZM64 178H65V176H64ZM64 178H62V179H64ZM134 178H135V177H134ZM16 179H18V180H16ZM41 179H40V180H41ZM46 179H48V178L46 177ZM135 179H136V178H135ZM1 180H0V181H1ZM57 180H58V181H57ZM60 180H61V179H60ZM132 180H134V179H132ZM132 180H130V181H132ZM19 181H21V182H19ZM61 181H62V180H61ZM65 181H66V180H65ZM14 182H15V183H14ZM24 182H25V183H24ZM52 182H53V181H52ZM52 182H51V183H52ZM136 182H137V181H136ZM164 182H165V181H164ZM166 182H168V181H166ZM178 182H179V181H178ZM18 183H19V184H18ZM20 183L23 184L22 187H24V185H25L26 189H25V187L22 188L21 185H20ZM44 183H46V184L44 185ZM83 183H84V182H83ZM168 183H169V182H168ZM40 184L42 185V182H41ZM52 184H53V183H52ZM52 184H51V185H52ZM58 184H59V183H58ZM60 184H61V183H60ZM64 184H65V183H64ZM68 184H69V183H68ZM68 184H67V185H68ZM70 184H71V182H70ZM74 184H75V183H74ZM78 184H79V183H78ZM166 184H167V183H166ZM166 184H165V185H166ZM176 184H177V183H176ZM11 185H13V187H12ZM17 185H19L18 187H19V188L21 187V188L19 189V188L17 187ZM46 185H47V186H46ZM62 185H63V184H62ZM72 185H73V184H72ZM75 185H76V184H75ZM79 185H80V184H79ZM83 185H84V184H83ZM167 185H170V184H167ZM167 185H166V186H167ZM1 186H2V182H1V184H0V189H1V188L3 189V187H1ZM35 186H36V187H35ZM57 186H58V185H57ZM77 186H78V185H77ZM39 187H40V188H39ZM58 187H59V186H58ZM71 187H72V186H71ZM83 187H84V186H83ZM16 188H18L19 190H18V189L15 190ZM34 188H35L36 190H35ZM38 188H39V189H38ZM54 188H56V187H54ZM2 189H1V190H2ZM22 189H23L24 191L29 190V193H27L28 191L25 192V193L22 191L23 194L21 195L20 190H22ZM41 189H42V190H41ZM47 189L43 190L41 197H39L41 193H39L37 196H34V197H35V200H36V197L38 198V200H37V202H36L37 204L34 203V204H36V205H34V206H36V208H40V209H38L40 212L37 210L39 213H42V210H41L42 208H41V206L39 205V203L42 204V206L44 207L43 203H44V202H48L49 199H51V201H52V198H54L53 201H54V202L56 201L57 204H58L57 201H58V200H61V198L59 199V198L57 197V195H59V192H60L59 189L61 190L62 188H58V191H59V192L56 191L58 194L55 192V193H56V195L54 194L55 197L51 195V194H52L51 191H50V194H49V192L47 191ZM50 189H51V188H50ZM68 189H69V188H68ZM70 189H71V188H70ZM73 189H74V187H73ZM76 189H78V187H76ZM1 190H0V194L3 196V194H2L1 192H3L4 190H3V191H1ZM48 190H49V189H48ZM51 190H52V189H51ZM7 191H8V190H7ZM9 191H10V189H9ZM9 191H8V192H9ZM16 191H18L20 194H19V193L17 194ZM34 191H36V192H34ZM45 191H46V193H45ZM52 191L54 192V190H52ZM70 191H71V190H70ZM10 192H11V191H10ZM72 192H74V191H72ZM72 192H71V194H73ZM75 192H76V191H75ZM47 193H48V194H47ZM69 193H70V192H69ZM31 194H32V195H31ZM43 194H44V195L47 194V195H49L50 197H49V196L47 197V195H46V197H47V198H46ZM63 194H65V193H62L61 196H62ZM66 194H67V193H66ZM71 194H70V195H71ZM76 194H77V193H76ZM1 195H0V196H1ZM17 195H18V196H17ZM24 195H25V196H24ZM30 195H31L32 197H31ZM26 196H28V197L30 196V197L27 198ZM51 196H52V197H51ZM59 196H60V195H59ZM73 196H74V195H73ZM24 197H26L27 199H26V198L24 199ZM62 197H63V196H62ZM67 197H68V196H67ZM130 197H131V196H130ZM133 197H134V196H133ZM45 198H46V199H45ZM56 198H58V199H56ZM30 199H29V200H30ZM42 199H43V200H42ZM47 199H48V201H46ZM74 199H75V198H74ZM29 200H28V201H29ZM62 200L64 201L65 198L62 199ZM28 201H27L26 203H30V201H29V202H28ZM32 201H33V200H32ZM38 201H40V202H38ZM41 201H42V202H41ZM43 201H44V202H43ZM63 201H62V202H63ZM66 201H67V200H66ZM5 203H6V204H5ZM48 203H49V202H48ZM48 203H47V204H48ZM50 203H51V202H50ZM52 203H53V202H52ZM60 203H61V202H60ZM60 203H59L58 205H57V204H55V205L59 206ZM19 204H20V203H19ZM47 204H46V205H47ZM61 204H62V203H61ZM67 204L69 205V203H67ZM134 204H135V203H134ZM28 205H30V204H28ZM53 205H54V204H53ZM63 205H64V204H63ZM85 205H86V204H85ZM6 206H7V205H6ZM30 206H31V205H30ZM37 206H39V207H37ZM132 206H134V205H132ZM31 207H32V206H31ZM49 207H50V206H49ZM55 207H56V206H55ZM61 207H62V209H63L64 206H61ZM61 207H60V208H61ZM0 208H1V207H0ZM2 209H5V210H6L7 208H2ZM34 209H35V207H34ZM48 209H52V208H48ZM54 209H57V207L54 208ZM58 209H59V208H58ZM68 209H69V208H68ZM68 209H67V210H68ZM0 210H1V209H0ZM14 210H17V209H14ZM67 210H66V211H67ZM80 210H81V209H80ZM1 211H3V210H1ZM60 211H61V210H60ZM68 211H69V210H68ZM3 212H4V211H3ZM6 212H7V211H6ZM61 212H62V211H61ZM1 213H2V212H1ZM4 213H5V212H4ZM18 213H19V212H18ZM65 213H66V212H65ZM69 213H70V211H69ZM62 214H63V212H62ZM72 214H73V213H72ZM18 215H20V214H18ZM33 215H34V214H33ZM36 215H37V214H36ZM65 215H66V214H65ZM0 216H1V214H0ZM62 216H63V215H62ZM72 216H73V215H72ZM67 217H68V216H67ZM69 218H70V217H69ZM27 221H30V220L27 219ZM25 223H26V221H25ZM25 223H24V225H28V224H25ZM22 224H23V223H22ZM30 225H31V224H30ZM32 228H33V227H32ZM32 228H31V229H32ZM22 229H23V228H22ZM31 229H28V230H31ZM70 229H71V228H70ZM6 232H7V231H6ZM6 232H4V233H6ZM51 232H52V231H51ZM53 233H54V232H53ZM63 233H64V232H63ZM64 234H65V233H64ZM39 235H40V234H39ZM39 235H38V236H39ZM41 235H43V232H42ZM44 236H45V235H44ZM35 238L37 239V238H40V237H37V236H36V237L33 238V240H32V238H31V239L27 238L26 240L32 242V241L35 240ZM69 238H70V236H69ZM24 240H25V239H24ZM26 240L24 241L25 243H27ZM31 240H32V241H31ZM45 240H46V239H45ZM45 240H43V238H42V242H39V241H41V240H39V241L37 242L39 248H40L41 246H43V245L48 241V240H46V242L43 244V241H45ZM53 240H54V239H53ZM35 241H36V240H35ZM48 242H49V241H48ZM25 243H24V245H25ZM39 243H40V244H39ZM41 243H42L43 245H42ZM61 243H62V241H61ZM47 244H48V245H47ZM49 244H51V242H50V243H46V244H45V247L48 246L49 249H52V250L55 252L56 250H54V249L52 248V245H53V244H51V246H49ZM63 245H64V244H63ZM34 246H35V247H34ZM53 246H54V245H53ZM19 247H20V246H19ZM38 247H36V244H34V245H33V250H34V248L37 250ZM45 247L43 246L42 248H45ZM50 247H51V248H50ZM20 248H22V247H20ZM57 248H58V247H57ZM59 248H60V247H59ZM17 249H18V247H17ZM49 249L46 248L45 251H44L43 249H41V252L44 251V252L47 253ZM20 250H21V249H20ZM39 250H40V249H39ZM46 250H47V251H46ZM59 250H60V249H59ZM49 251H50V250H49ZM53 251L48 252V253H52ZM34 252H36V251H34ZM44 252H43V253H44ZM60 252H61V251H60ZM37 253H38V250H37V252H36L35 254H37ZM39 253H40V251H39ZM48 253H47L46 255H48L49 257H50V255L54 257L53 254H55V253H52V254H48ZM56 253H57V252H56ZM64 253H65V252H64ZM68 253H69V252H68ZM41 254H42V253H41ZM57 254H58V257L60 258L59 252H58ZM38 255L40 256V254H38ZM38 255H37V256H38ZM46 255H45V256H46ZM48 256H47V257H48ZM55 256H56V255H55ZM49 257H48V258H49ZM50 258H52V257H50ZM54 258H55V257H54ZM54 258H53V259H54ZM63 258H65V257H63ZM30 259H31V258H30ZM55 259H56V258H55ZM58 260H60V259H58ZM64 260H65V259H64ZM63 262H64V261H63ZM49 264H50V263H49ZM54 264H55V263H54ZM58 264H59V263H58Z\"/></svg>",
    "mask_w": 264,
    "mask_h": 264
}]
</instances>
